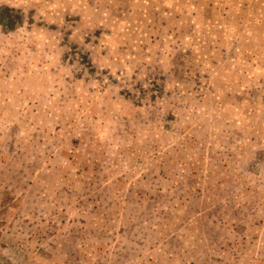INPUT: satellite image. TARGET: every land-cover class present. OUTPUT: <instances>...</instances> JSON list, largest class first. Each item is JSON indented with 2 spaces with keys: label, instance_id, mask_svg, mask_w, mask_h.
Returning <instances> with one entry per match:
<instances>
[{
  "label": "rangeland",
  "instance_id": "rangeland-1",
  "mask_svg": "<svg viewBox=\"0 0 264 264\" xmlns=\"http://www.w3.org/2000/svg\"><path fill=\"white\" fill-rule=\"evenodd\" d=\"M5 5L0 264H264V0Z\"/></svg>",
  "mask_w": 264,
  "mask_h": 264
},
{
  "label": "trees",
  "instance_id": "trees-1",
  "mask_svg": "<svg viewBox=\"0 0 264 264\" xmlns=\"http://www.w3.org/2000/svg\"><path fill=\"white\" fill-rule=\"evenodd\" d=\"M18 10L12 6H0V23L8 26L9 28H12L16 26L17 24H21V18L16 13ZM74 48L76 47L74 44L72 45ZM88 62H91L90 57L88 56L87 51L83 54L82 58Z\"/></svg>",
  "mask_w": 264,
  "mask_h": 264
}]
</instances>
